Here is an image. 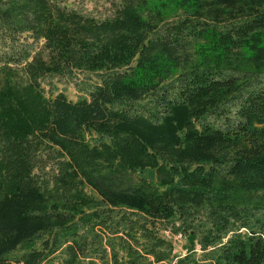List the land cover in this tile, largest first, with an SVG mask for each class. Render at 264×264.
<instances>
[{"label": "trees", "instance_id": "16d2710c", "mask_svg": "<svg viewBox=\"0 0 264 264\" xmlns=\"http://www.w3.org/2000/svg\"><path fill=\"white\" fill-rule=\"evenodd\" d=\"M0 71V264H264V0H0Z\"/></svg>", "mask_w": 264, "mask_h": 264}, {"label": "rangeland", "instance_id": "374dc122", "mask_svg": "<svg viewBox=\"0 0 264 264\" xmlns=\"http://www.w3.org/2000/svg\"><path fill=\"white\" fill-rule=\"evenodd\" d=\"M39 41L36 44L37 47V51L36 52H40L42 54L43 52V45L42 43L44 42V39L41 37L38 39ZM192 52V51H191ZM230 61H237L234 57H231ZM237 64V63H236ZM240 66L244 67V66H249L248 64H245L243 62H239L238 63ZM18 75H23V69H19ZM2 77V72L0 71V79ZM46 91L48 89H52V91L56 92V91H62L64 93H66L67 97L70 99H75L76 97V90L74 89V87H72V85L70 83H62L58 81V78H45L42 81ZM2 83L0 82V85ZM247 140L244 139L243 142H246ZM260 140H258L259 142ZM139 177H144V178H148V179H154V173L152 170H145L143 173H137L135 174V178L138 179ZM226 195L231 196V198H235V197H239V196H244L245 194L243 192H239L235 190V186H233L231 189H229L226 193ZM248 194V193H247ZM240 198V197H239ZM239 198H235L236 204L237 205H247L249 208L253 209V208H258L259 212H264V190H258L255 191L253 194L251 193V195H249L248 197H246L247 199V203L246 204H241L242 199ZM169 239L172 241L173 245H174V253L176 255H183L186 252V248L188 246V240L180 234H169L168 235Z\"/></svg>", "mask_w": 264, "mask_h": 264}]
</instances>
